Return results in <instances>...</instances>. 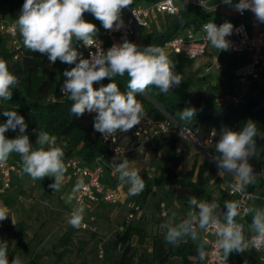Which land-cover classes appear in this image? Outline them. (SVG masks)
<instances>
[{
	"label": "clouds",
	"instance_id": "obj_1",
	"mask_svg": "<svg viewBox=\"0 0 264 264\" xmlns=\"http://www.w3.org/2000/svg\"><path fill=\"white\" fill-rule=\"evenodd\" d=\"M201 8H206V0H197ZM220 2L243 14L250 11L258 24H264V0H220ZM132 0H24L16 25L25 48L46 56L49 64L57 61L75 65L62 73L64 80L60 91L72 101L70 115L80 118L85 113L95 114L93 127L104 139L114 137L117 132H128L139 125L144 115L142 104L137 94H144L150 86L167 94L182 83V77L175 71V64L165 51L158 46H141L124 38L121 43H114L107 50L97 46L95 24L84 19L89 13L99 20L105 30H120L124 26L122 10L129 7ZM206 39L219 51L233 48L228 39L234 32V25L225 21L220 25L209 22L203 25ZM95 47L89 58L77 50L76 44ZM127 75V91H121L116 77ZM109 79L113 82L104 85ZM20 84L5 60L0 59V100L9 101L12 89ZM94 85H100L98 88ZM196 109L186 107L179 113L180 119L192 121ZM0 114L7 117L0 124V162L6 161L12 153L20 156L22 170L32 180L53 178L48 187L53 192L59 191L64 183L66 166L64 151L56 146V137L48 132L39 131L34 147L27 134L24 117L15 110H3ZM17 132L14 138H8L6 132ZM264 138L256 123L249 119L239 131L227 127L220 129L215 142L213 156L218 175L231 174L234 178L230 185L235 193L243 194L245 188L254 180V169L250 161L258 155L256 137ZM113 172L118 180L128 185L130 195H138L145 188V181L139 171L130 165L126 158L115 164ZM79 185L66 197L70 203L76 198ZM251 198V197H249ZM190 208L197 211L187 213L186 219L175 226H166L164 240L173 247H179L185 237L197 239L195 222L201 230H214L217 237L216 247L222 264H227L232 253H243L247 247L243 225L236 222V217L251 214L250 230L254 233L252 244L264 247V208L244 206L242 200L225 201L224 222L214 215L218 205L215 202L199 201L196 197L188 200ZM83 207L73 208L68 223L79 228L83 221ZM10 216L0 210V221ZM8 243L0 242V264H23L19 256L9 260ZM200 260L206 257L204 245L197 247Z\"/></svg>",
	"mask_w": 264,
	"mask_h": 264
},
{
	"label": "trees",
	"instance_id": "obj_2",
	"mask_svg": "<svg viewBox=\"0 0 264 264\" xmlns=\"http://www.w3.org/2000/svg\"><path fill=\"white\" fill-rule=\"evenodd\" d=\"M139 1L149 3L156 0H132L131 5ZM23 3L24 0H0V19L13 20ZM163 16L168 20L161 27L153 26L149 31L139 29L138 45L152 44L159 47L176 33L186 28L196 30L202 22L213 19V14L188 3L181 5L177 14ZM84 19L95 24L98 30L102 25L89 13H85ZM81 46L82 43L76 44L80 53ZM168 57L174 62L175 67L180 60L190 61L175 55ZM0 59L7 62L10 71L20 80V84L12 89L11 100H0V111L16 110L24 117L28 126L27 133L45 131L55 136L56 144L63 149L64 156L76 154L82 165L90 166L101 157L106 163L101 181L109 187L125 185L126 183L118 180V174H113L111 167L107 165L112 151L101 143V134L94 130L95 114L85 113L80 118L70 115L72 101L60 91V88L64 80L63 71L70 70L75 65L57 61L54 65L50 64V69L46 71L49 63L47 57L27 48L19 59L14 60L8 37L2 32H0ZM110 82L113 81L105 79L102 83L107 85ZM114 82L121 91H127V75L116 77ZM188 82L189 80H186V83ZM99 86L94 85L96 88ZM217 86L225 88L221 82ZM137 100L143 106L145 121L153 124L165 123L169 129L175 130V133L163 130L157 132L153 150L163 152V161L152 173L144 167L138 170L145 181V188L137 196L143 200L155 191L164 190L165 194L172 193L177 202L188 203L190 197H196L199 201L215 202L218 207L214 214L219 218L223 217L226 213L225 201L235 198L228 195L225 190L220 197L213 200L210 175L217 168L215 163L209 160L199 164L193 162L191 167L181 174L177 169L189 154L191 139L203 142L211 132H213L212 139H218L222 127L239 131L249 119L254 121L259 132L264 134V71L261 81L250 82L243 99L236 105L203 96L195 100L183 96L182 99L177 100L173 93L163 94L154 86H150L144 94H137ZM186 107L197 110L192 121L180 119L179 113ZM0 117L5 116L0 114ZM138 126L128 132L134 135ZM185 131H188L186 136L182 134ZM256 147L258 155L250 161L254 169V180L245 190L264 194V177L261 175L264 172V138L259 135L256 137ZM9 157L12 159L11 155ZM13 160L21 162L20 158L13 157ZM106 175L108 180L104 178ZM134 197L133 195L131 198ZM236 220L239 224L243 223V219L239 216ZM246 220L251 222V219ZM133 238L140 243L145 239L144 229L133 223H128L114 235L110 242L111 246L116 248L119 245L122 250L112 259L111 264H197V247L203 244L197 231L195 241L186 237L179 247H173L164 239L154 237L149 251L133 253L130 252V241ZM19 242H23V239H19ZM237 261H240V258H237Z\"/></svg>",
	"mask_w": 264,
	"mask_h": 264
},
{
	"label": "rangeland",
	"instance_id": "obj_3",
	"mask_svg": "<svg viewBox=\"0 0 264 264\" xmlns=\"http://www.w3.org/2000/svg\"><path fill=\"white\" fill-rule=\"evenodd\" d=\"M167 20L166 16L160 14L150 27L144 30L149 31L153 26L159 28ZM227 65V60L220 57L219 60L217 59V64L211 67L210 55H206L201 60H180L175 71L181 75L182 83L169 93H173L177 100L182 99L183 96L190 100H195L200 96L219 100L224 93V88L217 84L221 82L226 85L231 79ZM49 69L50 64L48 63L46 71ZM186 80L189 82L186 83ZM6 120L7 117H0V124ZM139 126L141 131L138 135L129 132L116 133L117 143L123 152L117 155L113 153L108 158L111 167L126 158L130 161L131 167L137 170L144 167L152 173L162 163L163 152L153 150L154 139L157 135L154 131L159 129L160 125L145 121L142 117ZM163 126L168 128L165 124ZM17 134L18 130L17 132L11 130L6 132V136L10 139ZM27 134L33 146L38 147L35 145L38 133ZM193 140H190L188 156L177 169L180 174L190 168L193 162L199 164L205 160L212 161L213 156L219 155L215 152L217 139H214L212 143ZM11 156L12 159L13 157L20 158L16 153H12ZM70 158L79 159L76 154H71L64 156V163ZM217 173L216 168L210 175L213 200L227 190L228 182L233 177L228 173L223 176ZM104 178L108 180V175ZM53 182L54 179L49 177L32 180L26 174L13 183L8 190L0 186V210H4L10 216L0 221V242L8 243L9 260L14 256H19L23 264H111L112 259L122 249L119 245L113 248L110 242L114 235L128 223L142 227L145 232L143 242L136 241V238L131 239L130 252H147L150 250V243L154 237L164 239L166 226H175L189 219L187 215L189 211H198L190 208L188 203L177 202L172 193L165 194L164 190H159L143 200L137 195H134V198H131L133 195L130 196V200L139 206V212L133 214L132 218L128 216L130 209L124 204L97 203L89 208L83 207L82 223H85V227L80 225L79 228H74L68 223L73 200L69 203L66 199L74 185L62 184L59 191L53 192L48 187ZM116 188L125 191L122 184L117 185ZM252 205L264 208L263 196L254 197ZM19 239H23V242L20 243ZM246 254L248 259L252 257L250 251Z\"/></svg>",
	"mask_w": 264,
	"mask_h": 264
},
{
	"label": "built area",
	"instance_id": "obj_4",
	"mask_svg": "<svg viewBox=\"0 0 264 264\" xmlns=\"http://www.w3.org/2000/svg\"><path fill=\"white\" fill-rule=\"evenodd\" d=\"M185 3L201 8L197 0H156L149 3L142 2L132 4L122 10L121 18L124 22V26L120 30L108 31L101 25L96 34L97 46L100 45L101 49L107 50L114 43H121L124 38L131 42H136L140 28H149L160 14H177L181 4ZM224 6L225 5H223L220 0H206V8L201 9L206 13L215 14L219 8ZM21 8L22 6L17 10L13 20L0 19V32L8 37L10 52L14 60L19 59L23 51L26 49L16 25ZM228 8L236 17V21L233 23L234 32L228 37L233 45V48L229 51L238 55L244 54L245 60L234 67L232 73L235 79V85L231 89L225 88L219 101L236 105L243 99L250 82L261 81V75L264 71V24H258L250 11H245L243 14H240L232 8ZM209 22H214L217 25L221 24L213 17L212 20L202 22L196 30L186 28L181 32L176 33L171 38L164 41L159 47H161L168 56H180L190 61L198 59L203 56L209 44L203 30V25ZM81 50L84 58H89L90 52L97 51L95 47H85L83 44ZM216 64L217 57L213 56L211 58V67ZM163 124L165 123H160L159 129L154 132L157 133L159 130L172 131V133L175 132L174 129L168 130L169 128H165ZM140 131L141 127L138 126L134 135H138ZM182 134L186 136L188 131L182 132ZM212 136L213 132H211L210 136L203 142L212 143ZM100 140L101 143L109 147L112 154L114 153L117 155L118 153L123 152L117 143L116 134L114 137H109L108 139H104V137L100 135ZM105 164L106 163L102 161L101 157L97 158L90 166L82 165L79 159H66V169L76 178V186L79 185V191L76 193V198L73 199V208H89L97 203L124 204L130 209L128 216L132 218L133 214L139 212V206L130 200L131 195L129 194L128 187L125 188V185H123L125 191H120L116 186L109 187L101 181ZM107 165L111 167L110 162H108ZM113 168L114 167H111L112 173L115 174ZM24 175H26V173L22 170L21 162L10 159V157L4 162H0V186L2 189H10L13 183L24 177ZM261 175L264 177V172H262ZM233 181L234 179L228 182L226 190L228 195L233 196L235 200H242L244 206L250 207L252 199L259 196V194L250 193L246 190L243 194L235 193L230 187ZM162 215H165V213H162ZM246 216L247 215L243 214L239 215L241 218ZM219 219L221 223L224 222V216ZM195 223L197 224L196 231L199 232L206 251L205 259L200 260L198 257L197 264H222L219 255L220 250L215 245L217 237L214 234V230H201L198 227V222ZM81 226L85 227V223H81ZM253 235L254 233H244L247 247H250L257 252L263 251L264 247L257 248L252 244L251 238Z\"/></svg>",
	"mask_w": 264,
	"mask_h": 264
},
{
	"label": "crops",
	"instance_id": "obj_5",
	"mask_svg": "<svg viewBox=\"0 0 264 264\" xmlns=\"http://www.w3.org/2000/svg\"><path fill=\"white\" fill-rule=\"evenodd\" d=\"M213 17L216 20H218L220 23L228 21V22H231L233 24L236 21V17L231 13L228 6H224V7L219 8L218 11L215 14H213ZM206 55H210V58H212L213 56H216L218 60L220 57L227 60V62H228L227 66H228V69H229L230 74H231V79L229 80V83L225 85V88L231 89L235 85V79H234L232 71H233L235 66L242 63L245 60V55L244 54H241V55L234 54L230 51H226V52L225 51H219L218 49L213 48L210 45V43L208 44L206 51L203 54V56L198 58V59L201 60ZM232 179H234V178L231 177L230 180H232ZM68 183L74 185V187L76 186V178L70 174V171L66 172L63 184L67 185ZM127 187H128V185L125 184V188H127ZM257 194L264 196V194H261V193H257ZM250 207H253L252 201L250 203ZM247 218L252 219L251 214L242 218L243 223L241 225H243V232L245 234H250L253 232L250 230V227H249L251 222H247V220H246ZM248 251H250L252 253V257H250L249 259H248V256L246 254V252H248ZM237 258H240V261H237ZM249 263L250 264H264V250L257 252V251H254L250 247H246L245 251L243 253H235L234 252V253L230 254V256L228 258V262H227V264H249Z\"/></svg>",
	"mask_w": 264,
	"mask_h": 264
},
{
	"label": "water",
	"instance_id": "obj_6",
	"mask_svg": "<svg viewBox=\"0 0 264 264\" xmlns=\"http://www.w3.org/2000/svg\"><path fill=\"white\" fill-rule=\"evenodd\" d=\"M137 45H138V40L136 39V42H135ZM194 141V140H193Z\"/></svg>",
	"mask_w": 264,
	"mask_h": 264
}]
</instances>
